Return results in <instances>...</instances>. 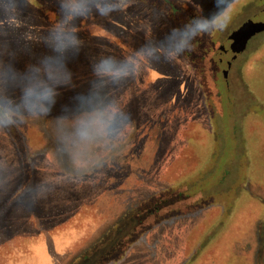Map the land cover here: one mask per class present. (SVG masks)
Instances as JSON below:
<instances>
[{"label": "rangeland", "instance_id": "obj_1", "mask_svg": "<svg viewBox=\"0 0 264 264\" xmlns=\"http://www.w3.org/2000/svg\"><path fill=\"white\" fill-rule=\"evenodd\" d=\"M263 9L0 0V264H264Z\"/></svg>", "mask_w": 264, "mask_h": 264}, {"label": "water", "instance_id": "obj_2", "mask_svg": "<svg viewBox=\"0 0 264 264\" xmlns=\"http://www.w3.org/2000/svg\"><path fill=\"white\" fill-rule=\"evenodd\" d=\"M264 31V9L261 10L259 13L255 14L245 22H243L240 27L234 31V34H244L245 40L244 44L241 45V47L235 52L233 55V59L235 56H237L244 48L245 45L252 36H254L257 33Z\"/></svg>", "mask_w": 264, "mask_h": 264}, {"label": "clouds", "instance_id": "obj_3", "mask_svg": "<svg viewBox=\"0 0 264 264\" xmlns=\"http://www.w3.org/2000/svg\"><path fill=\"white\" fill-rule=\"evenodd\" d=\"M117 8H118V6H115V7L109 6L108 8L100 9L99 11H100V14L107 15L109 12L117 10ZM217 23H219V22H217ZM174 31H176V30H174ZM197 34L198 33L196 31H193V33H192L193 36H195ZM108 63H110V61L107 59L102 60L100 62V64L97 66V69H96L98 75H110L111 74L109 71L105 70V65H107ZM45 113H47V110L45 111ZM0 123H2L4 127H7L9 124L13 123V121L9 119L6 122H0Z\"/></svg>", "mask_w": 264, "mask_h": 264}, {"label": "trees", "instance_id": "obj_4", "mask_svg": "<svg viewBox=\"0 0 264 264\" xmlns=\"http://www.w3.org/2000/svg\"><path fill=\"white\" fill-rule=\"evenodd\" d=\"M4 30V29H3ZM24 161L25 160H27V161H31L32 159H29V157L28 158H25V159H23ZM156 210V209H155Z\"/></svg>", "mask_w": 264, "mask_h": 264}, {"label": "flooded vegetation", "instance_id": "obj_5", "mask_svg": "<svg viewBox=\"0 0 264 264\" xmlns=\"http://www.w3.org/2000/svg\"><path fill=\"white\" fill-rule=\"evenodd\" d=\"M248 41H249V40H248ZM248 41H247V42H248ZM242 44H244V43H242ZM245 47H246V45H245ZM237 56H238V55H237Z\"/></svg>", "mask_w": 264, "mask_h": 264}]
</instances>
